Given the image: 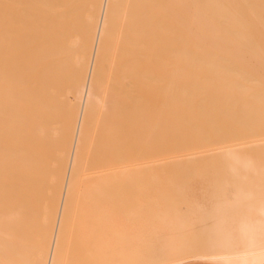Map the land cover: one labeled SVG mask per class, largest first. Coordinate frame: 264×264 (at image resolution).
Returning a JSON list of instances; mask_svg holds the SVG:
<instances>
[{
    "label": "bare ground",
    "instance_id": "bare-ground-1",
    "mask_svg": "<svg viewBox=\"0 0 264 264\" xmlns=\"http://www.w3.org/2000/svg\"><path fill=\"white\" fill-rule=\"evenodd\" d=\"M264 264V0H0V264Z\"/></svg>",
    "mask_w": 264,
    "mask_h": 264
},
{
    "label": "crops",
    "instance_id": "crops-1",
    "mask_svg": "<svg viewBox=\"0 0 264 264\" xmlns=\"http://www.w3.org/2000/svg\"><path fill=\"white\" fill-rule=\"evenodd\" d=\"M204 264H216V263H212V262H206V263H204Z\"/></svg>",
    "mask_w": 264,
    "mask_h": 264
}]
</instances>
